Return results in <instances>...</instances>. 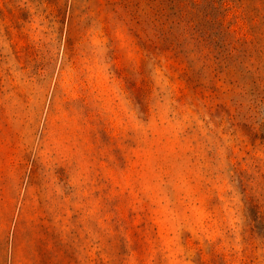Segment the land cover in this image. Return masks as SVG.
<instances>
[{
  "label": "rangeland",
  "instance_id": "374dc122",
  "mask_svg": "<svg viewBox=\"0 0 264 264\" xmlns=\"http://www.w3.org/2000/svg\"><path fill=\"white\" fill-rule=\"evenodd\" d=\"M0 264H264V0H0Z\"/></svg>",
  "mask_w": 264,
  "mask_h": 264
}]
</instances>
